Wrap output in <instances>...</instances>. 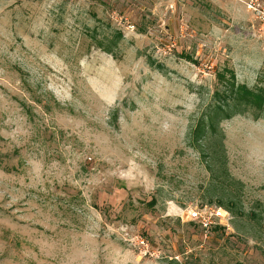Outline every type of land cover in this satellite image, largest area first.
Instances as JSON below:
<instances>
[{
  "label": "rangeland",
  "instance_id": "obj_1",
  "mask_svg": "<svg viewBox=\"0 0 264 264\" xmlns=\"http://www.w3.org/2000/svg\"><path fill=\"white\" fill-rule=\"evenodd\" d=\"M263 12L0 0V264H264V109L219 123L234 212L190 145L218 71L264 90ZM205 205L227 213L208 232Z\"/></svg>",
  "mask_w": 264,
  "mask_h": 264
},
{
  "label": "trees",
  "instance_id": "obj_2",
  "mask_svg": "<svg viewBox=\"0 0 264 264\" xmlns=\"http://www.w3.org/2000/svg\"><path fill=\"white\" fill-rule=\"evenodd\" d=\"M185 58L189 60L190 57ZM216 77L224 89L215 92L218 96L214 99L216 102L209 103L198 117L192 129L190 145L201 155L212 178L223 183L220 177L224 176L223 178H228L234 189L236 187V195L230 192L224 195L225 203L220 198L217 199L218 206H222L228 212H234L239 202L237 190L241 188V185L238 180L231 179L227 174L224 136L219 123L234 115L244 114L250 111V108L255 115L254 118H260L259 113L264 109V90H254L245 84L237 83L232 69L224 68L216 73ZM262 188L264 189V185ZM150 202L153 204L154 201Z\"/></svg>",
  "mask_w": 264,
  "mask_h": 264
},
{
  "label": "built area",
  "instance_id": "obj_3",
  "mask_svg": "<svg viewBox=\"0 0 264 264\" xmlns=\"http://www.w3.org/2000/svg\"><path fill=\"white\" fill-rule=\"evenodd\" d=\"M261 18L264 20V12L262 13ZM122 20H124V22L127 24V28L134 30V25L132 23H129L126 18H123ZM221 211L226 213L220 207L215 206L211 207L205 205L202 207L193 208L189 212V220L195 222L197 221L208 232L216 222L221 221V218L223 217V215H221Z\"/></svg>",
  "mask_w": 264,
  "mask_h": 264
}]
</instances>
